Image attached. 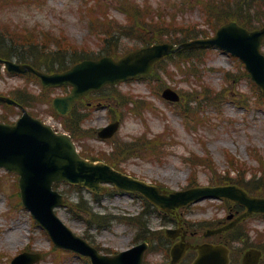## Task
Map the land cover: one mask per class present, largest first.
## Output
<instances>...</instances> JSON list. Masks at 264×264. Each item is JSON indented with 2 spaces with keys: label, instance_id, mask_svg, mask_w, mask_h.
Masks as SVG:
<instances>
[{
  "label": "rangeland",
  "instance_id": "rangeland-1",
  "mask_svg": "<svg viewBox=\"0 0 264 264\" xmlns=\"http://www.w3.org/2000/svg\"><path fill=\"white\" fill-rule=\"evenodd\" d=\"M140 2L150 1L155 8H162L164 12L172 14L169 9L173 4H180L183 0H139ZM234 2V0H231ZM82 0H45L43 5L22 4L11 8L9 11L0 14L2 23H10L12 30L26 26L29 28H38L50 31L55 34L65 33L72 41L78 45L86 44L96 53L101 50L102 43L97 40L95 35H91L88 22L79 13L82 6ZM174 6V5H173ZM113 16L120 21L125 18L115 8ZM84 12L81 9V13ZM202 13L199 9L188 12L187 16L194 19L195 22L202 21ZM205 29V27H202ZM136 40L131 41L124 39L122 48L131 50L138 45ZM84 49V47H82ZM205 61L199 66L198 76H191L187 81L185 77L177 74L171 66L161 67V80L176 89L183 97L189 96L192 92H202L206 85L211 86L217 92L218 90H227L224 92L227 98L219 105H206L207 119L196 129L189 130L184 121V115L178 111L177 105L166 102L161 93L164 85H157V80L151 79V84L144 80H135L130 83L117 87L113 95L138 98L154 107V109H145L142 116L127 115L122 123L121 130L117 134L119 140L127 142L138 138L144 134L151 139L155 136H163V152L161 158L157 159L150 155L146 157L136 156L128 159L123 164L124 170L133 176L145 179L152 183L162 184L174 190L184 189L188 186V179L191 173V166L186 158L195 153L204 155L206 152L212 155L219 174L225 173L228 163L225 159L226 150L234 154L237 158L254 164L253 156L258 154L264 155V110L255 104L250 108H243L236 104L237 99L231 97L239 96L238 92L252 95L249 82L245 79L236 85L225 80V71L231 73H240L241 66L239 62L228 54H224L218 49H213L205 55ZM164 71V73H162ZM168 74L174 76V80L168 78ZM24 78L11 77L3 72L0 76V92L7 94L18 91L29 90L39 94L40 86ZM160 95H157L154 90ZM62 94V90L53 92V96ZM149 102H148V101ZM94 109L90 117L76 128L82 131L75 138V143L80 150H92L94 156L100 157V154L107 156L112 152V144L102 141L99 138H93V130H100L106 126L110 119L107 110L102 107ZM124 106L115 109L123 112ZM3 110L0 108V112ZM28 111L44 118L48 112L47 104L31 106ZM204 125V126H202ZM76 127V126H75ZM191 127V126H190ZM87 131L91 136L86 138ZM104 156V158H105ZM0 179L2 189L0 192V264H9V260L21 252L28 244L36 250H42L47 253L45 260L40 264H59V258L51 253L50 238L44 234V231L33 224L31 215L25 210L15 211L12 208L13 198L10 195L15 190V183L18 178L15 175L7 174L6 171L0 170ZM210 183V174L205 169L199 172L198 184L205 185ZM59 190L71 198L74 202L79 201L81 196L90 200L94 210L101 214H110L115 217L138 215L146 205L142 199L130 196V194H119L117 192L103 196L100 200H95L91 194L85 190H78L69 185L61 184ZM10 201L8 203L5 200ZM11 198V199H10ZM18 197L15 198V206L20 207ZM226 206L221 201L205 200L193 205L184 211L183 217L188 221L196 224L206 220H221L226 214ZM61 217L67 224L78 234L89 237L96 245L105 249L107 252H119L134 246L136 241V228L124 223L121 219H114L109 227L99 229L95 224H88L87 221L79 219L68 211L67 208L60 210ZM151 229L159 230L167 227H175L174 223H169L168 219L161 217L158 213L151 211L150 214ZM198 225V224H196ZM249 233L250 242L264 243V217L255 216L245 222ZM23 228V231H21ZM8 235H13V243L6 240ZM30 237V238H29ZM248 239V238H247ZM240 252L242 245L236 243ZM166 244L149 253L147 260L150 264L163 263L168 261L166 256ZM60 264H86L81 258L71 255H61ZM187 264V263H186Z\"/></svg>",
  "mask_w": 264,
  "mask_h": 264
},
{
  "label": "water",
  "instance_id": "water-1",
  "mask_svg": "<svg viewBox=\"0 0 264 264\" xmlns=\"http://www.w3.org/2000/svg\"><path fill=\"white\" fill-rule=\"evenodd\" d=\"M263 38L264 29L250 33L232 23L223 27L215 38L195 40L183 44L176 50L172 49V45H156L134 52L118 62L112 58H105L99 62H83L63 74L46 75L30 66L15 65L11 62H6V65L14 72L36 73L46 86H58L65 83L73 85L75 89L70 97L57 99L54 103L57 109L60 110L62 106L67 110L76 99L94 89L131 77L149 74L153 64L171 52L211 44L241 56L248 70L264 88V57L261 54ZM0 101L12 103L11 100L3 97H0ZM114 129L112 128L113 131ZM0 167H6L21 175L23 195L26 201L29 197L35 198V203L32 205L40 220L52 215L53 207L63 203L62 198L51 190L52 184L61 180L96 191L101 190V182H113L123 189L144 192L151 200L167 209L184 206L206 197L227 196L247 205L248 214L255 211L264 212V199H253L237 187L194 190L173 194L170 197H161L156 189L130 179L107 165L84 160L77 154L67 137L55 135L50 128L33 120L28 114H25L15 126L0 124ZM58 242L65 248L91 256L94 264H142L143 262L144 248L142 246L114 257H105L68 230ZM199 250L201 255L210 251L205 246L200 247ZM260 255V252L251 250L245 256L243 264H257ZM175 257H178L177 253ZM210 263L227 264L223 261H210Z\"/></svg>",
  "mask_w": 264,
  "mask_h": 264
},
{
  "label": "trees",
  "instance_id": "trees-1",
  "mask_svg": "<svg viewBox=\"0 0 264 264\" xmlns=\"http://www.w3.org/2000/svg\"><path fill=\"white\" fill-rule=\"evenodd\" d=\"M134 9L130 15L136 20L140 21L142 16L148 12L146 9H141L139 7L133 6ZM131 20V18H130ZM132 21V20H131ZM135 21V23H136ZM167 24V23H165ZM172 28L174 27L175 23L173 22L170 24ZM189 27V30H186L184 32V37L182 39H189L192 37H196V34L198 33L197 30L194 28V26H187ZM175 28V27H174ZM147 34V41H153V40H163L162 34L156 35L149 33L148 30L145 29ZM142 34V33H141ZM33 42V44H32ZM193 51L191 52H185L183 55H191ZM182 55V54H180ZM0 56L6 57V58H12L15 57L20 61L23 62H32L33 64L36 65V67L41 68L44 66L48 70H53L55 67V63H65V57L62 56L60 58V53L58 54H46L45 52V47L41 45L38 40L34 41V38H26L24 40V43L20 39H14V38H9L6 33L0 32ZM60 65V64H59ZM62 69V68H59ZM262 181H264V177H262L259 181L256 182H244L242 181V184L247 186L250 190L255 192L256 194L264 195V184H262ZM264 264V262H263Z\"/></svg>",
  "mask_w": 264,
  "mask_h": 264
},
{
  "label": "bare ground",
  "instance_id": "bare-ground-1",
  "mask_svg": "<svg viewBox=\"0 0 264 264\" xmlns=\"http://www.w3.org/2000/svg\"><path fill=\"white\" fill-rule=\"evenodd\" d=\"M7 239L12 242L13 237L9 235L7 236Z\"/></svg>",
  "mask_w": 264,
  "mask_h": 264
}]
</instances>
